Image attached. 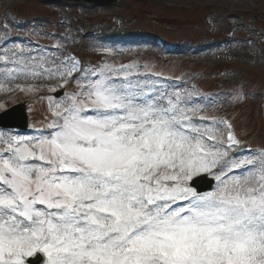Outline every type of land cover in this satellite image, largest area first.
<instances>
[{"label": "snow or ice", "instance_id": "1", "mask_svg": "<svg viewBox=\"0 0 264 264\" xmlns=\"http://www.w3.org/2000/svg\"><path fill=\"white\" fill-rule=\"evenodd\" d=\"M0 60L66 89L34 135L0 131V264H264V147L242 151L232 122L138 61Z\"/></svg>", "mask_w": 264, "mask_h": 264}, {"label": "rangeland", "instance_id": "2", "mask_svg": "<svg viewBox=\"0 0 264 264\" xmlns=\"http://www.w3.org/2000/svg\"><path fill=\"white\" fill-rule=\"evenodd\" d=\"M57 1L0 0V57L15 52L17 57H33L42 60L44 67H54L52 62L65 59L63 51L68 49L90 67L105 61H115L117 66L138 61L147 70L195 80L207 94L199 102L206 106V114L219 118L226 111L246 144L255 150L264 147V0H118L113 5L108 0ZM89 29L95 35L84 37ZM152 33L164 35L171 47L161 52L142 42ZM33 40L48 46L37 47ZM227 41L233 46H229L230 54L222 55ZM50 44L60 48L53 50ZM206 44L207 52L213 51L205 57L198 50ZM104 48L112 49V54H104ZM170 57L174 60L169 61ZM24 78L51 86L62 82L25 76L3 79L12 84ZM72 87L71 83L67 86L68 90ZM65 90L0 92V114L25 103L30 127L38 128L50 118L48 98L58 99L56 93ZM237 93L244 95V101L228 103ZM209 100L215 103L209 105ZM0 131L6 130L0 127Z\"/></svg>", "mask_w": 264, "mask_h": 264}, {"label": "bare ground", "instance_id": "3", "mask_svg": "<svg viewBox=\"0 0 264 264\" xmlns=\"http://www.w3.org/2000/svg\"><path fill=\"white\" fill-rule=\"evenodd\" d=\"M87 36H90V34H87ZM93 39V38H92ZM91 39V40H92ZM124 41V40H123ZM229 46L231 47V46H233V43H230L229 41H227V45L226 46H224L225 48H224V51L223 52H221L220 54H222V55H228V54H230V51L229 50H231V49H229ZM215 49V48H214ZM228 50V51H227ZM194 52H196L195 50H193ZM199 52H201V53H203L204 51H200V50H198ZM197 51V52H198ZM211 51H213V50H209L208 52H206L208 55H210V53L209 52H211ZM206 53H203V54H206ZM239 56H243V57H246V56H248V54L247 53H239Z\"/></svg>", "mask_w": 264, "mask_h": 264}, {"label": "water", "instance_id": "4", "mask_svg": "<svg viewBox=\"0 0 264 264\" xmlns=\"http://www.w3.org/2000/svg\"><path fill=\"white\" fill-rule=\"evenodd\" d=\"M86 1H90V0H86ZM118 0H108L107 4L108 5H113L114 3H116Z\"/></svg>", "mask_w": 264, "mask_h": 264}]
</instances>
